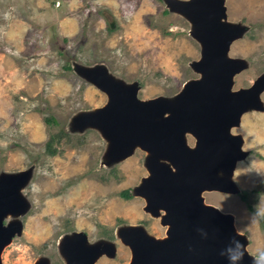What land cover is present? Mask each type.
<instances>
[{
  "label": "rangeland",
  "instance_id": "rangeland-1",
  "mask_svg": "<svg viewBox=\"0 0 264 264\" xmlns=\"http://www.w3.org/2000/svg\"><path fill=\"white\" fill-rule=\"evenodd\" d=\"M223 3L225 19L245 26L227 51L246 62L233 75L236 89L264 71V0ZM189 29V21L164 0H0V172L30 169L20 188L28 206L15 216L21 231L2 247L1 264H32L43 256L49 264H64L57 243L74 230L85 231L88 242L113 241L115 253L101 254L94 264H128L129 249L115 235L119 226L138 224L156 237L165 235L159 216L144 210V198L132 192L147 174L146 151L135 146L105 164L106 140L99 131L70 126L74 113L106 101L74 63L101 64L122 81L136 82L139 98L171 96L198 76L189 61L199 57V44ZM260 99L264 105V90ZM49 115L54 121L48 123ZM230 131L241 135L247 150L231 177L246 191L251 209L238 192L201 194L204 202L233 215L235 229L247 237V251L263 258L258 217L264 212V111L245 110ZM52 136L56 151L48 154L43 145ZM186 142L193 143L189 133ZM123 189L128 197L121 196Z\"/></svg>",
  "mask_w": 264,
  "mask_h": 264
},
{
  "label": "water",
  "instance_id": "water-1",
  "mask_svg": "<svg viewBox=\"0 0 264 264\" xmlns=\"http://www.w3.org/2000/svg\"><path fill=\"white\" fill-rule=\"evenodd\" d=\"M164 3L190 23L189 34L199 44V57L189 61V66L198 76L186 79L171 96L139 98L136 82L122 81L101 64L74 63L78 74L106 94V101L74 113L70 126L99 131L106 140L105 164L128 156L135 146L146 151L147 174L132 192L144 198V210L167 226L165 235L158 237L142 225L119 226L115 235L129 249L128 264H264V257L255 258L247 251V237L235 229L233 215L204 202L201 194L204 189L238 192L231 175L247 150L241 148V135L232 133L230 127L239 123L245 110L264 111L260 99L264 71L249 85L231 88L233 75L246 62L227 51L245 26L225 19L223 0ZM186 133L193 136L191 145ZM29 176V168L0 172V251L21 231L22 223L15 216L28 206L20 188ZM8 214L13 218L4 221ZM57 245L64 264H94L101 254L115 253L112 240L88 242L83 230L64 234ZM241 251L242 259H230ZM32 264L49 261L43 256Z\"/></svg>",
  "mask_w": 264,
  "mask_h": 264
},
{
  "label": "trees",
  "instance_id": "trees-1",
  "mask_svg": "<svg viewBox=\"0 0 264 264\" xmlns=\"http://www.w3.org/2000/svg\"><path fill=\"white\" fill-rule=\"evenodd\" d=\"M69 66V65H68ZM70 67V66H69ZM44 121L45 122H50V121H54V118L52 116H45L44 117ZM59 135V133H56L54 134L55 137H57ZM49 137L45 142H44V150L48 153V154H53L56 149H54V147L52 146V140H53V137ZM121 196L123 197H128L129 196V191L127 189H123L121 192H120ZM238 195L240 197L241 200L245 201V205L248 209H251V206H250V203L249 201L247 200V195H246V191L240 189L238 190ZM258 222H259V225L264 228V212L263 213H260L259 214V217H258ZM263 256H264V252H263Z\"/></svg>",
  "mask_w": 264,
  "mask_h": 264
},
{
  "label": "clouds",
  "instance_id": "clouds-1",
  "mask_svg": "<svg viewBox=\"0 0 264 264\" xmlns=\"http://www.w3.org/2000/svg\"><path fill=\"white\" fill-rule=\"evenodd\" d=\"M237 244L239 246V242L237 241ZM240 247H243V246H240ZM243 255H244V252L241 251L240 255L238 257H233V258H230V259H233V260H239V259H242L243 258Z\"/></svg>",
  "mask_w": 264,
  "mask_h": 264
},
{
  "label": "bare ground",
  "instance_id": "bare-ground-1",
  "mask_svg": "<svg viewBox=\"0 0 264 264\" xmlns=\"http://www.w3.org/2000/svg\"><path fill=\"white\" fill-rule=\"evenodd\" d=\"M165 226H167L166 224H165ZM117 237V236H116Z\"/></svg>",
  "mask_w": 264,
  "mask_h": 264
},
{
  "label": "flooded vegetation",
  "instance_id": "flooded-vegetation-1",
  "mask_svg": "<svg viewBox=\"0 0 264 264\" xmlns=\"http://www.w3.org/2000/svg\"><path fill=\"white\" fill-rule=\"evenodd\" d=\"M106 15V14H105Z\"/></svg>",
  "mask_w": 264,
  "mask_h": 264
}]
</instances>
